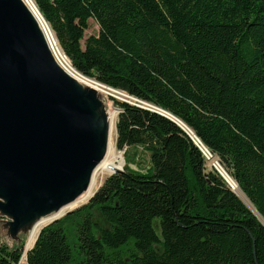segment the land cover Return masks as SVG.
Returning a JSON list of instances; mask_svg holds the SVG:
<instances>
[{
	"label": "trees",
	"instance_id": "obj_1",
	"mask_svg": "<svg viewBox=\"0 0 264 264\" xmlns=\"http://www.w3.org/2000/svg\"><path fill=\"white\" fill-rule=\"evenodd\" d=\"M33 2L78 74L180 120L242 198L175 123L111 98L123 171L25 264H264V0ZM22 254L0 243V264Z\"/></svg>",
	"mask_w": 264,
	"mask_h": 264
},
{
	"label": "water",
	"instance_id": "obj_2",
	"mask_svg": "<svg viewBox=\"0 0 264 264\" xmlns=\"http://www.w3.org/2000/svg\"><path fill=\"white\" fill-rule=\"evenodd\" d=\"M79 95L78 88L74 93L55 66L23 11L12 0H0V187L4 188L0 198L5 203L3 209L14 219V226L10 227L14 235L27 231L21 229L19 216L26 191L35 194L41 203L49 205L59 197L65 205L82 188L76 191L63 188L96 161L95 141L97 138L98 143H103L104 137L100 136V127L94 129L90 111L78 104ZM124 96L130 98L126 93ZM133 101V105L175 123L206 158L209 155L208 160L212 158L180 120L159 108ZM122 171L117 169L113 174ZM40 207L38 203L30 208L28 216H40ZM19 240L15 246L23 242Z\"/></svg>",
	"mask_w": 264,
	"mask_h": 264
},
{
	"label": "bare ground",
	"instance_id": "obj_3",
	"mask_svg": "<svg viewBox=\"0 0 264 264\" xmlns=\"http://www.w3.org/2000/svg\"><path fill=\"white\" fill-rule=\"evenodd\" d=\"M12 1L23 11V13L29 19L47 53L50 55L52 61L54 62L58 70L67 79L74 93L77 92L78 84H85L92 86L102 91L103 93L111 95L115 98L125 97L124 92L112 91L107 87L101 86V84L94 82L93 80L87 79L86 77L81 76L76 71H74L69 66V64L62 59L61 52L53 41L54 38L52 39L49 30L46 24L44 23V20L35 4L31 0ZM143 106L146 105L143 104ZM110 125L114 131V124L110 122ZM186 131L190 135H192V137H194L193 134H191L190 130L186 129ZM106 135L107 132L104 136L103 143H98V140L96 138L95 150L93 153L96 161L92 165L88 166L86 171L78 179L63 188L65 191H76L82 188V190L78 193L79 196L77 195L78 197L66 203L62 208H60L59 211H57L52 216H47L48 218L44 217V219H39L31 226L32 228L29 232L28 240H26L25 252L28 251L32 246H34L33 244L36 240V237L44 226L52 223L56 219L61 218L66 212L75 210L76 208L88 202L96 188H98V183L102 181L104 177L113 174L117 169L123 168L124 162L122 156L116 155L115 149L112 144V139H109V136L106 138ZM202 150L207 153V150L204 147H202ZM216 167L226 180L228 187L233 190L239 198H242L234 181L230 177H228L226 173H224V171L220 168L219 165H216ZM84 186L85 188L83 189ZM3 191L4 188L0 187V192Z\"/></svg>",
	"mask_w": 264,
	"mask_h": 264
},
{
	"label": "rangeland",
	"instance_id": "obj_4",
	"mask_svg": "<svg viewBox=\"0 0 264 264\" xmlns=\"http://www.w3.org/2000/svg\"><path fill=\"white\" fill-rule=\"evenodd\" d=\"M31 1L33 2V0H31ZM44 23L46 24L52 39L54 38L53 41L55 42L58 49L60 50L62 59L64 61H66L69 64V66L73 69L70 60L64 55V53H63L61 47L59 46L54 34L52 33L49 25L45 21H44ZM98 31H99V27H98L97 23L94 20H89V28L85 31V37H84V40L82 41V46L84 47L85 39H87L89 36H96L98 34ZM73 70L75 71V69H73ZM91 80H93L94 82H97L94 79H91ZM101 86H103V85H101ZM78 91L80 94L78 104L84 108H87L90 111V114L92 115V119H93V123H94V129L96 127H100L101 138L104 137V133L108 129L106 138L109 136V139H112V144H113V147L115 149V153L117 156L118 155L122 156L123 162L125 165L126 161H125L124 151H120L116 147L115 124L117 121L119 109L114 105L113 101L111 100L112 97L110 95H107V94L103 93L102 91L92 87V86L85 85V84H83V85L78 84ZM122 100H126V101L131 102V103L134 102L133 99H131V98H126V97L117 98V101H119V102H122ZM110 122L114 124V131L110 125ZM112 133H113V135H112ZM138 152H139V150H138ZM137 154H138V156H137V158H134V161H136L137 163L139 162L138 164H140L142 166H145L147 163V159H148L147 154H143V153H137ZM207 156L209 158V155H207ZM208 158H206V167L208 170L211 168H214V169L217 168L216 165L220 166L217 158L212 157L209 160H208ZM130 166H131V168H136V166L133 164H131ZM220 168L224 171V173H226V175L228 177H230L229 174L221 166H220ZM111 175L112 174L104 177V179L98 183V188H96L94 193L99 189V187L103 184V182ZM38 203H40V206H41L39 209L40 210V216L34 217L35 214H34V216L32 214L31 217L28 216V213L31 212L30 208H34V206H36ZM63 203H64L63 199L58 197V198L54 199L51 202V204L47 205V204H44V202L41 203L40 201H38L35 194L33 195V193H31L30 191H26L25 200H24L22 206L20 207L19 216H20V219H22L21 220V225H22L21 229L27 230V231H22L19 234L14 235L10 231V227L12 228V226H14L13 225L14 219L11 216H9L7 214V212L3 209L5 207V203H4V200L2 198H0V243L6 244L7 246L11 247V246H15L20 241L19 240V238H20L23 241V254H22V258H21L20 262L22 264H25V262H26L25 261L26 260L25 245H26V240H27L28 234H29L28 232L32 228L31 226L35 222H37L39 219H44V217L48 218L47 216L50 217L53 214H55L57 211L60 210V208H62L64 206ZM86 203H88V202H86ZM85 204H83V205H85ZM83 205H81L80 207H82ZM80 207H78V208H80ZM53 208H54V210L52 211ZM78 208H76L75 210H77ZM39 210H38V212H39ZM46 212H49V213L45 214ZM68 212H70V211H68ZM66 213L63 216H65ZM36 215H39V214H36ZM61 218H59V219H61ZM33 221H35V222L33 223ZM16 238H18V240Z\"/></svg>",
	"mask_w": 264,
	"mask_h": 264
},
{
	"label": "built area",
	"instance_id": "obj_5",
	"mask_svg": "<svg viewBox=\"0 0 264 264\" xmlns=\"http://www.w3.org/2000/svg\"><path fill=\"white\" fill-rule=\"evenodd\" d=\"M206 157V156H205ZM22 264V263H21Z\"/></svg>",
	"mask_w": 264,
	"mask_h": 264
}]
</instances>
